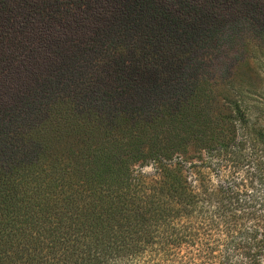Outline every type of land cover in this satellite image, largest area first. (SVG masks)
<instances>
[{"label": "trees", "instance_id": "obj_1", "mask_svg": "<svg viewBox=\"0 0 264 264\" xmlns=\"http://www.w3.org/2000/svg\"><path fill=\"white\" fill-rule=\"evenodd\" d=\"M263 59L264 0H0V264H264Z\"/></svg>", "mask_w": 264, "mask_h": 264}, {"label": "rangeland", "instance_id": "obj_2", "mask_svg": "<svg viewBox=\"0 0 264 264\" xmlns=\"http://www.w3.org/2000/svg\"><path fill=\"white\" fill-rule=\"evenodd\" d=\"M258 73L259 79H253L255 87L245 97L248 127L252 130L253 134L254 130L264 128V64L258 68ZM144 172L153 175L154 168L151 166L146 167Z\"/></svg>", "mask_w": 264, "mask_h": 264}]
</instances>
